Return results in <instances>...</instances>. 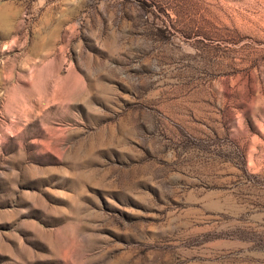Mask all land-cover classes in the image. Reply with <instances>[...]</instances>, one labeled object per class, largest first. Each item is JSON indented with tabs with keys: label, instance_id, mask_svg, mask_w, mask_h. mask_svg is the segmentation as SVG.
<instances>
[{
	"label": "rangeland",
	"instance_id": "rangeland-1",
	"mask_svg": "<svg viewBox=\"0 0 264 264\" xmlns=\"http://www.w3.org/2000/svg\"><path fill=\"white\" fill-rule=\"evenodd\" d=\"M0 264H264V0H0Z\"/></svg>",
	"mask_w": 264,
	"mask_h": 264
}]
</instances>
